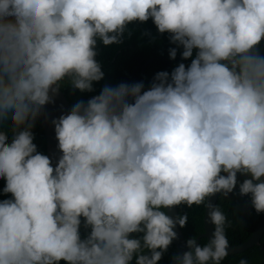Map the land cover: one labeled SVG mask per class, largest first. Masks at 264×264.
<instances>
[{"label":"clouds","instance_id":"clouds-1","mask_svg":"<svg viewBox=\"0 0 264 264\" xmlns=\"http://www.w3.org/2000/svg\"><path fill=\"white\" fill-rule=\"evenodd\" d=\"M149 18L173 48L52 120L54 168L33 142L44 106L64 81L93 91L98 41ZM262 41L264 0H0V264H158L188 219L165 210L182 204L214 227L171 264H221L231 221L212 198L264 213ZM160 59L176 66L144 83Z\"/></svg>","mask_w":264,"mask_h":264},{"label":"trees","instance_id":"trees-1","mask_svg":"<svg viewBox=\"0 0 264 264\" xmlns=\"http://www.w3.org/2000/svg\"><path fill=\"white\" fill-rule=\"evenodd\" d=\"M264 51V41L259 46ZM170 48H173V43L169 40V33H159L152 19L148 21L131 22L124 33L121 43H113L111 45H103L102 42L97 43L96 59L101 64V70L104 72V77L100 81L93 82V91L81 92L78 89H73L71 85L64 81L61 83L60 90L67 95L71 104H75L78 100L86 101L93 95L99 94L104 85H112L120 83L122 80H128V83L137 82L140 77L142 65L154 56L162 58V55L169 54ZM186 60L190 64L191 59ZM155 62H150L153 65ZM140 66L135 71L136 66ZM150 78V71L145 70L144 83ZM145 88L147 86L145 85ZM34 134L33 142L37 145V151L47 155L48 140L45 128L39 117L32 128ZM245 177L238 174V181H242ZM5 180L0 178V200L11 198V193H4L3 188ZM238 188V185H237ZM250 201L247 196L238 193H229L227 196L221 195L218 205L225 212L227 218L231 221V225L226 229V234L229 239V245L236 246L246 243L253 235L256 228L262 221L264 213L255 215L249 211L247 204ZM166 211V210H165ZM205 211L203 205H179V213L187 214V222L183 227L184 234L187 239L193 236L198 237L205 230ZM88 229L83 226V218L81 224V237L87 234ZM207 238H202L200 243H204ZM178 253L174 240L168 250L163 254L158 264H171V257ZM247 258L249 264H264V235L261 243L247 251L228 254L221 264H238L240 258ZM59 264H67L61 260ZM132 264H135L133 260Z\"/></svg>","mask_w":264,"mask_h":264},{"label":"water","instance_id":"water-1","mask_svg":"<svg viewBox=\"0 0 264 264\" xmlns=\"http://www.w3.org/2000/svg\"><path fill=\"white\" fill-rule=\"evenodd\" d=\"M72 104L67 95L64 94L59 88L58 92L53 96V101L44 106L43 113L40 118L46 131L48 140V151L47 156H49L52 166L55 168L58 163L59 157L62 155L61 150L58 148V141L55 136L54 124L52 120L58 118L61 114L67 113L71 110ZM220 193H217L213 198V203L218 204ZM166 212L175 217L179 213L178 206H174L171 209H166ZM207 213V210H206ZM206 219V216H205ZM213 225L205 223L204 233L197 237V242L200 243L202 238H209L212 235ZM177 232V238L174 239L178 253L186 251L185 242L187 240L183 228L179 225L174 229ZM264 235V219L256 228L253 235L248 239L246 243L237 246L229 245L228 254H237L249 250L250 248L259 245L260 241Z\"/></svg>","mask_w":264,"mask_h":264},{"label":"flooded vegetation","instance_id":"flooded-vegetation-1","mask_svg":"<svg viewBox=\"0 0 264 264\" xmlns=\"http://www.w3.org/2000/svg\"><path fill=\"white\" fill-rule=\"evenodd\" d=\"M160 62H161V59L157 61V63H155V65L152 68L149 69L150 72L153 73V77L159 71H168L170 73L171 70L176 66L174 63L171 62L167 67L163 68Z\"/></svg>","mask_w":264,"mask_h":264}]
</instances>
